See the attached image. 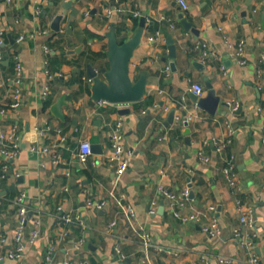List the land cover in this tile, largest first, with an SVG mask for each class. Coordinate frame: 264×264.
<instances>
[{"label":"crops","instance_id":"1","mask_svg":"<svg viewBox=\"0 0 264 264\" xmlns=\"http://www.w3.org/2000/svg\"><path fill=\"white\" fill-rule=\"evenodd\" d=\"M185 1L187 11L177 0H19L14 7L0 0V54L4 58L0 62V108L11 102L15 55L24 68L22 106L0 114L5 133L17 128L20 148L10 163L11 178L0 185V197L7 200L14 195L9 199L13 200L26 195L33 212L28 234L35 219L41 221V236L28 246L24 259L1 260L0 264H49L50 251L55 264H202V256L211 264H242L251 255L264 264V0H252L250 6L247 0ZM135 10L141 16L147 14L142 43L130 65L132 75H149L145 97L127 106L101 103L93 107L87 65L108 68L105 35L113 28L123 30L119 39L133 35ZM244 11L247 17H242ZM58 16L64 19L60 33H55L51 26ZM182 16L199 31V37L185 30ZM45 30L49 36L41 35ZM20 36L26 38L23 43H18ZM168 37L175 43L176 60L169 59ZM240 41L246 43L245 67L233 56ZM200 44H207L216 56L205 60L197 50ZM195 63L204 70L198 71ZM206 78L221 103L229 105H220L215 116L199 110L191 97L194 84L202 85L203 98L207 96ZM62 96L69 104L65 123L50 111ZM234 103L239 104L237 111L231 106ZM122 110L129 113L120 115ZM172 112L175 119L169 124ZM120 119L124 121V146L132 160L115 185L116 175L107 161L108 127ZM185 123L191 131L189 146ZM226 123L236 130L226 154L235 157V172L244 183L238 197L224 180L223 158L216 154L215 143L227 137ZM85 141L96 150L83 164L78 153ZM33 147L49 152L38 154L31 151ZM201 150L211 158L210 163L200 162ZM160 186L177 194L189 188L195 198L188 205L204 216L202 222L186 224L176 219L158 191ZM237 198L252 210L253 227L241 224ZM118 202L133 208L135 227L150 235L154 248L143 247ZM100 203H105L101 210L96 208ZM59 209L80 217L85 229L64 224ZM17 212L10 202L0 207V239L7 241L0 244V255L12 247ZM214 219L222 231L219 239L201 230ZM112 223L116 226L108 232ZM80 238L86 246L77 252L75 243Z\"/></svg>","mask_w":264,"mask_h":264},{"label":"built area","instance_id":"2","mask_svg":"<svg viewBox=\"0 0 264 264\" xmlns=\"http://www.w3.org/2000/svg\"><path fill=\"white\" fill-rule=\"evenodd\" d=\"M134 0H130L133 2ZM246 1V0H242ZM178 4L184 11L189 9L185 0H177ZM19 3V0H5V4L9 7H14ZM257 11L254 10L253 13ZM133 19L139 20L141 15L140 13L135 10L132 13ZM171 28L175 30V26L172 25ZM41 35L49 36L50 31L45 30L41 33ZM159 36V34H156ZM31 39L35 38V35L30 36ZM24 36H20L18 39V43H23L25 41ZM153 40V39H152ZM225 41L229 47H232L231 43L227 38ZM1 43V42H0ZM46 52L48 53V48H45ZM197 50L201 52L202 57L206 60L212 57H215L216 54L211 52L208 48L207 44H200L197 46ZM233 56L237 62V64L241 67L246 66V43L245 41H240L233 52ZM3 55L0 54V62L3 61ZM264 61V57L262 58ZM14 64H15V77L13 80V88L11 94V102L7 107L0 108V114L3 115L7 111H16L20 109L22 106V93H23V85H24V68L19 61V57L17 55L14 56ZM166 72L169 73V67L166 68ZM87 80V79H85ZM86 82H89L87 80ZM4 86V84H2ZM49 93V88H45V94ZM191 93L197 98H203L205 95V89L200 84H194L191 88ZM233 111H237L239 109V104L234 103L231 105ZM123 127L124 121L122 119L118 120L113 125L108 127V134L110 138V153L107 157L108 165L111 170L114 171L116 175L115 185L119 183L122 177L127 173L129 167L131 165L132 160V153L127 151L124 146V134H123ZM227 129V137L225 139L219 140L215 143L216 145V154H218L221 158H223V168H222V175L224 180L226 181L231 193L238 197L243 192L244 183L239 179L237 173L235 172V157L233 155H227V151L230 149L233 143V138L236 134V130L232 127L230 123H226ZM50 131L48 128L46 131H42L41 135H46L47 132ZM19 137L17 128L14 127L11 129L10 133H5L2 128L0 127V160L2 161V167L0 170V185H2L5 181L11 178V164L13 161L17 159L20 153L19 148ZM262 143L264 145V131L262 133ZM32 152L35 153H48V149H43L42 151L36 147L31 149ZM92 156V145L89 141H85L81 144L80 150L78 153V160L81 163H86L89 158ZM198 158L200 162L203 164H208L211 162V158L207 156L202 150L198 153ZM159 193L167 200L169 204V209L174 215L176 219L181 221L182 223H201L204 216L194 209L192 210L189 207L190 203V196L191 190L189 188L183 189L180 193H173L171 191L166 190L164 187L160 186L158 188ZM26 195L20 194L13 200H4L0 197V207L4 205L6 202H10L13 206H15L18 210L16 221H15V232L13 238L12 247L6 251L5 254L0 255L1 260H8L14 262H21L27 252L28 246L35 245L36 242L39 240L41 236V221L39 218L35 219V227L33 230L28 234L27 227L29 224L28 215L31 213L30 208L26 204ZM90 206H94V203H89ZM105 203L96 204V208L101 210L104 207ZM118 205L123 209V214L129 225L134 230L137 239L141 242L143 247L146 250H150L154 248L152 244V240L150 235L142 228V227H135V212L132 207L124 206L122 203L118 202ZM237 205L238 211L242 213L241 217V224L253 227L254 220L251 214L253 213L252 210L245 209V206L242 205L240 199L237 198ZM187 209H190L187 212ZM33 213V212H32ZM59 213L61 216V220L66 225H76L81 230L85 229V224L80 217L74 216L70 213H65L62 209H59ZM33 217V216H32ZM32 219V218H31ZM116 226V223H112L107 231L111 232L112 229ZM201 230L206 235L210 236L212 239H219L222 235L221 228L217 222V220H212L208 225H202ZM240 230H235V235H240ZM6 239L1 238L0 244L6 245ZM86 246V240L84 238H80L75 243V250L80 252ZM247 248L250 247V244H244ZM160 252H163V249H158ZM54 253L53 251L48 252L47 262L49 264L54 263ZM202 264H211L210 260L206 256L201 257ZM84 264V263H80ZM242 264H259V259L256 255H251L248 260L243 262Z\"/></svg>","mask_w":264,"mask_h":264},{"label":"water","instance_id":"3","mask_svg":"<svg viewBox=\"0 0 264 264\" xmlns=\"http://www.w3.org/2000/svg\"><path fill=\"white\" fill-rule=\"evenodd\" d=\"M252 0H247L246 4L250 6ZM71 5L68 3L66 8ZM96 14V11L92 13ZM242 17H247V12L244 11ZM63 16H58L55 18L51 29L55 33H60L61 23L63 21ZM147 14L143 13L138 20V27L133 35L126 37L125 39H119V34L117 30L113 28L106 35L107 39V52L106 57L108 61V68L97 67L93 64L87 65V82L88 91L91 94L90 104L93 107L98 108L101 103L114 105V106H127L130 104H136L143 101L146 93L148 74H141L139 77L132 75L131 73V60L133 58L134 52L140 47L142 39L147 27ZM182 24L186 31H192L194 35L199 37V31L192 29V25L183 20ZM263 29H264V16H263ZM121 42H123L121 44ZM169 44V59L176 60L177 49L172 37H168ZM194 67L198 71H203L204 67L200 63H195ZM172 72L176 71V65L172 63L170 65ZM206 89L207 96L204 98H197L191 95L192 101L195 106L201 110L207 112L211 116H215L220 105L224 107H229L228 104L221 103V97H219L214 90L210 81L206 78ZM69 108L67 103V97L62 96L55 104L50 108L52 115L59 121L66 122L65 109ZM128 110L120 111V115L128 114ZM184 117L187 116L186 113L183 114ZM175 119V112L170 114L168 119L169 124L173 123ZM187 128L185 132L186 144L189 146L191 144L189 129V123H185ZM96 146H92V153L95 152ZM14 187L11 191H14ZM6 193H2L4 196ZM195 195L192 192L190 199H194ZM33 213H29L28 219L31 220ZM3 262V261H2Z\"/></svg>","mask_w":264,"mask_h":264},{"label":"trees","instance_id":"4","mask_svg":"<svg viewBox=\"0 0 264 264\" xmlns=\"http://www.w3.org/2000/svg\"><path fill=\"white\" fill-rule=\"evenodd\" d=\"M134 27H135V29H137V27H138V20H135L134 19ZM122 29L120 28V29H117V33L118 34H121L122 33ZM123 42H121V44H122ZM83 82V81H82ZM50 104H51V102H48L47 104H46V106L47 107H49L50 106ZM13 197H15L14 195H11V196H8V197H6L7 198V200H9V199H12Z\"/></svg>","mask_w":264,"mask_h":264}]
</instances>
